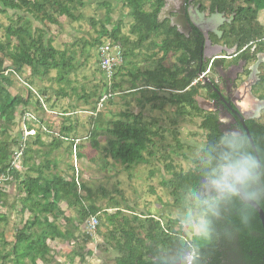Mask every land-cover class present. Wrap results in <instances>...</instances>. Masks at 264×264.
<instances>
[{"label": "trees", "instance_id": "1", "mask_svg": "<svg viewBox=\"0 0 264 264\" xmlns=\"http://www.w3.org/2000/svg\"><path fill=\"white\" fill-rule=\"evenodd\" d=\"M163 1L122 0L123 7L129 10L132 22L126 36L121 34L119 25L113 26L110 31L100 25L98 37L91 46L99 48L100 40L105 38L104 40L110 42L111 46L121 51L122 63L114 70L110 88L104 84V91L96 97L89 118L91 128L88 139L91 148L96 150L97 139L103 133L99 128L101 116L99 112L96 113L97 103L104 94L120 93L121 86L116 84L115 80L122 77L123 70H126L131 78L130 91L139 92L146 104L160 103L158 106L152 105V110L161 111L166 103L175 109L174 113L177 116H189L185 115L186 109L195 112V116L200 118L199 129L205 133V143L198 151L199 156L192 159L194 164L192 171L184 173L181 170H175L172 163L168 162L170 158L163 150L165 138L157 127L158 123L144 121L140 114L136 116L130 113L118 114L112 128L105 131L107 139L104 152L126 171L147 164L159 154V159L165 164V171L171 174L170 179L161 182V186L173 198L175 208L179 204L186 203V207L198 213L202 218V223L198 224L200 233L195 235L190 228V236H184L181 228L175 229V225L181 223L179 219L168 220L165 225H162L160 220L150 215L132 214L130 219L124 218L121 216L122 211L115 204L112 208L115 213L105 214L106 225L112 227L111 230L106 229L103 234L106 243L96 247L106 251L105 245L111 246L116 254L113 264H185L187 257H190V264H264V236L256 213L249 206L244 205L234 191L226 189L225 197L221 200H215V198L211 200L204 188L206 182L214 183L217 180L225 165L242 157H250L254 161L251 174L255 172L256 162L250 145L245 135L241 138L225 136L218 129L219 123L216 117L202 114L196 107L194 98L198 94L200 84L197 83L194 86L192 84L206 69L204 65H201L202 41L199 38L197 40L183 38L174 28L163 25L157 20ZM245 3L249 4L248 7L239 9L236 14L237 24L233 44L238 49H242L246 45L262 40L257 47L260 51H264V38L257 23L258 15L264 11V0H245ZM77 6L83 8L82 3H77L76 0H0V15L11 11L16 16L14 23L5 30L6 42H0V178L2 176L8 178L7 182L0 181V184L2 183L0 202L4 200V189L12 179L17 184L19 196H22L21 204L30 203L28 212L32 217L30 225L15 231L14 242L9 251L0 256L1 264H51V261L53 262L50 258L49 244L54 241L67 242L73 234V231L61 232L55 224L57 217L63 218L58 208L59 204L65 203L74 209L77 227L72 230L75 231L80 226H85L91 217L96 218L100 214V209L94 204L84 206V198L79 194L78 184L70 177L69 180H64L56 173V165L53 164L55 162L50 160L51 153L63 143L70 141L71 146L73 145L75 138L69 139V136L75 132V124L66 123L65 118L58 131L51 133L52 136L44 123L38 120L34 112L29 109L32 104L36 107V111L46 112L42 101L46 92L39 91L41 96H38L27 87V96L22 97L11 96L6 90L13 84L11 78L19 80L22 73L26 71L29 72V76L39 75L40 78L47 77L50 72H56L53 81L59 89L55 96L67 97L61 87L71 86L69 76L75 71L73 54L69 56L66 50L62 52L55 50L52 46L53 41L45 40L42 30L32 29V21L42 25L46 23L58 25L55 20L57 16L76 22L79 19L73 16L72 11ZM109 21L108 15L105 24ZM92 24H94L93 21ZM139 52L144 53V62L153 61L157 54L161 55L156 60L155 69L144 72L136 69L134 60ZM170 55L174 58V63L166 66L164 62ZM250 59L252 60L251 56L249 61ZM98 61L97 52V66ZM6 62L9 63L8 67H4ZM98 72L103 76L99 68ZM260 79L259 87L264 83V67ZM136 83H139L138 87ZM259 90L260 88H257L256 91ZM71 91L74 94L76 92L74 88H71ZM159 93H166V97L157 96ZM94 95L95 93L90 96L82 95L77 99L87 103ZM45 99L48 102V98ZM260 99L264 100V96ZM17 115L20 122L24 123L25 131H34V135L24 137L22 128L17 140L8 141V130ZM173 124L176 125L177 122ZM35 125L38 127L35 128ZM245 126L260 161V170L257 175L242 184L246 195L254 200L247 185L252 181L254 184L259 183L261 176L264 178V124L255 121L246 122ZM154 128H156L155 131H153ZM42 133L49 134L53 138L51 143L45 145L41 141ZM172 139L175 145L170 150L181 152L183 145L176 132L172 135ZM46 146L48 150L41 153V165L34 166L33 158ZM160 151L164 153H159ZM16 155L20 156L16 160V165L12 167L11 163ZM178 156L185 158L180 154ZM28 161H31L30 168L33 174H22L15 169L18 164L25 166ZM51 170L54 173L46 174ZM255 202L264 212V202ZM103 212L105 213V210ZM118 217L123 219L121 224L115 223ZM5 218L0 215V223L4 222ZM96 230L95 232L99 235L98 225ZM74 239L76 244L79 240L82 241L80 244L82 246L75 245L70 256L77 258L82 264L85 261V254L90 253L84 252L85 246L92 242V238L88 233L82 232Z\"/></svg>", "mask_w": 264, "mask_h": 264}, {"label": "rangeland", "instance_id": "2", "mask_svg": "<svg viewBox=\"0 0 264 264\" xmlns=\"http://www.w3.org/2000/svg\"><path fill=\"white\" fill-rule=\"evenodd\" d=\"M76 1L77 3L81 2L83 5V8L77 6L72 11L73 16L79 19L76 22H71L64 17L57 16L55 20L58 25L47 23L42 25L32 21V29L37 28L38 30H42L45 40L51 39L53 41L52 46L55 50L61 52L66 50V54L69 56L73 54L75 71L69 76L71 86L69 88L66 86L61 87L67 94V97L57 98L55 96V93L59 89V86L53 81L56 72H50L47 77L40 78L39 75L31 77L29 76V72L26 71L22 73L19 80L11 78L13 84L6 88V90L11 96L22 97L27 96V87L33 92H36L38 96H41L39 91L46 92L45 98H48V102L45 98H42L46 112L36 111V107L32 104L29 106V109L34 112L38 120L44 123V126L48 128L47 131L49 134L58 131L65 118L66 123L75 124V132L69 136V139L75 138L73 144L74 149L71 150L72 146L70 141L65 142L61 147L51 153L50 160L55 162L53 164L56 165V173L64 178L72 170V178L78 184V191L80 196L84 198L83 204L85 207L89 204H94L100 209V214L96 217L100 234L96 235V232L93 235L89 234L92 242L86 244L84 252L87 253L89 250L90 253L89 255L85 254V261L82 264H113V259L116 254L112 251L111 246L106 244V251L96 246H103L106 243V240L102 236L106 229L111 230L112 227L106 225L105 214H114L115 210L112 208L115 204L122 211L121 216L124 218L130 219L132 214L150 215L160 220L162 225H165L168 220L175 221L179 219L181 223L175 225V229L181 228L182 233L186 237L190 236V228L193 234L198 235L200 233L198 224L202 223V218L195 210L186 207V203L177 206L182 214L175 208L173 198L161 186V182L170 179L171 174L165 171V164L159 159V154L147 164L139 165L126 171L120 164L113 162L104 152L107 139L105 131L112 128L113 122L117 120L118 114L120 113H130L133 116L140 114L144 121L157 122V127L160 128L165 138L163 150L170 158L168 162L172 163L176 171L181 170L184 173L194 169L192 159L199 156L198 151L203 148L205 143V133L199 129L200 118L196 117L188 109L185 110V115L189 116H177L174 113L175 109L166 103L162 106L161 111L152 110V105L158 106L160 103L154 102L146 104L139 92L135 91L134 93L130 91L131 78L127 75V71L123 70L121 71L122 77H118L115 80V83L121 86L120 93L117 92L116 96L108 101L99 112L101 116L99 128L103 133L97 139L98 148L96 150L91 148L88 139L91 128L89 120L90 114L96 97L104 91V84L107 86L105 77L98 72L97 52L99 48L92 47L91 44L98 37V32L101 30L100 25H103L107 31H110L113 26L119 25L121 34L126 36L128 35V30L132 22L129 17V10L123 7L122 0ZM108 15L110 21L108 24H105V19ZM257 19L259 22L264 23V11L258 15ZM15 20L16 16L14 12L9 11L5 15H0V42H6L7 36L5 30ZM92 21L94 24H92ZM104 39L102 38L100 40L101 45L105 43L106 40ZM143 57L144 53L139 52L137 53L136 60H134V65L140 72L152 70L155 65L154 63L161 55L157 54L153 61L145 62L143 61ZM173 63L174 58L171 55L164 62L166 66H171ZM8 66L9 63L6 62L4 67ZM136 85L138 87L139 83H136ZM71 88L76 90L75 94L71 91ZM94 93L95 95L91 96L87 103L84 100L77 99V97L82 95L90 96ZM157 96L166 97V93H159ZM31 102L34 103L33 100ZM65 114L67 116H63ZM20 121L19 115H17L13 125L8 130V141L12 139L17 140L22 128L24 136L26 135L23 127L24 123ZM24 122L27 123V121ZM174 122H177V124L174 125ZM260 122L264 124V116ZM37 127L35 125V128ZM155 130L156 128L153 129V131ZM175 132L183 145L181 152H172L170 150L175 145L172 139V135ZM49 134L42 133L41 135V141L45 145L51 143L53 139ZM51 135L53 136V134ZM47 150L48 147L46 146L39 150V155H36L34 158L32 157L34 166L41 165V153ZM164 151H160L159 153H164ZM177 154L183 155L185 158ZM18 165L15 169L19 173L33 174L30 168L31 161L26 162L25 166L22 164ZM11 166L14 167L15 164L12 165L11 163ZM52 173H54L53 170L46 174ZM12 183L14 185L16 184L11 179V183L5 188L9 187L4 189V192H9L7 196L15 195L16 197H20L16 187L11 185ZM21 199L22 197L15 201L14 206L20 207ZM11 205V198H4L0 203V215L6 217L5 221L0 223V256H3L4 253L9 251L14 242L15 230H20V227H24V225L20 227L14 226L12 214H10L9 209ZM104 210L105 213L103 212ZM69 213L71 216H75L74 211L71 210ZM179 215H181L180 218ZM121 218L118 217L115 223L121 224L123 220ZM18 219L21 220V217H18ZM78 231V234L83 231L86 232L85 228ZM81 242L79 240L78 244L74 243L72 246H79ZM71 257L68 258L70 259ZM64 264H69L68 259L64 261ZM71 264L80 263L74 260Z\"/></svg>", "mask_w": 264, "mask_h": 264}, {"label": "flooded vegetation", "instance_id": "3", "mask_svg": "<svg viewBox=\"0 0 264 264\" xmlns=\"http://www.w3.org/2000/svg\"><path fill=\"white\" fill-rule=\"evenodd\" d=\"M248 5L245 0H164L157 16L161 24L174 28L181 37L188 40L199 38L202 41L201 65L206 69L192 84V86L200 84L194 102L202 114L216 117L219 123L218 129L225 136L234 138L245 135L238 117L245 115L246 120L243 122L245 125L246 122L261 121L264 116V100L260 99L264 96V83L258 86L264 67V51H260L257 45L262 40L246 45L242 49H238L233 44L237 24L236 14L239 9ZM201 22H207V36L195 26ZM206 38L212 47L220 46L226 48L228 52L233 51V54L228 56L222 52L219 57L204 61L203 50ZM214 50L207 47L204 53L210 55ZM250 56L252 60L249 61ZM154 64L153 69L157 66L156 62ZM255 64H257L258 81L249 91L246 81L250 68ZM257 88L260 90L256 91ZM255 109H259L258 114H255ZM263 180L261 176L259 183L254 184L252 181L247 185L248 191L254 196L253 199L259 203L264 202ZM204 188L211 200L214 198L221 200L225 197L227 189L211 182H206Z\"/></svg>", "mask_w": 264, "mask_h": 264}, {"label": "crops", "instance_id": "4", "mask_svg": "<svg viewBox=\"0 0 264 264\" xmlns=\"http://www.w3.org/2000/svg\"><path fill=\"white\" fill-rule=\"evenodd\" d=\"M257 23H258V25L261 28V33L263 34V38H264V23L263 22H259L258 19H257ZM229 52L232 53L233 51H229ZM23 85L26 86L25 84H23ZM63 116H67V115H63ZM73 149H74V145H72L71 150H73ZM72 175H73L72 174V170H70V172L67 174L68 178L67 177H65V178L62 177V178L64 180H69V177L72 178ZM11 185L13 187H16V189H18L16 184L14 185V183H12ZM7 188H5V189H7ZM3 193L5 194V198L6 199L7 198H11L12 205L9 207V209H10V214H12V220L14 221L13 222L14 226L20 227L22 225H24V226L28 225V224L30 225L32 223L31 214L28 212V209L30 208V203L29 204H25L26 205L25 206V205H22L21 202H20V204H21L20 207L14 206V202L17 201L18 199H20V197H22V196H20V197H16L15 195L7 196L9 194V192H7V191H5ZM58 208H59V210H61V212L63 214V218L65 220H63V218H61V216H59V217L56 218L55 224L58 226V228H59V230L61 232L73 231V234L70 235L71 238L67 242H65V241L64 242L63 241H54V242L50 243V245H49L50 258L53 259V262L51 261V264H64V261H66L67 259H68L69 264H71L74 260L78 261V259L77 258L74 259L73 256L70 259L68 257H70V253L73 250V246L72 245L75 242L74 238H76L78 236V232H79L78 230L81 231L84 228V226L83 225L80 226L77 231L72 230L75 227H77L76 226V224H77L76 215L75 216L74 215L71 216L69 211H71V210L74 211V209L70 208V206H67L65 203L59 204ZM18 217H21V220H19ZM22 220H23V222H22ZM50 221H51V219H50ZM20 228H23V227H20ZM16 230H19V229H16ZM80 233H82V232H80ZM56 262H58V263H56Z\"/></svg>", "mask_w": 264, "mask_h": 264}, {"label": "water", "instance_id": "5", "mask_svg": "<svg viewBox=\"0 0 264 264\" xmlns=\"http://www.w3.org/2000/svg\"><path fill=\"white\" fill-rule=\"evenodd\" d=\"M195 26L199 29V31L203 35L207 36V32H206L207 22H201V23L195 24ZM207 47H211V48L215 49L214 52L212 54H210V55L205 54L204 51H205V48H207ZM226 50H227L226 48H222L220 46L212 47L210 42H209V40H208V38H206V42H205L204 50H203V60L204 61H207V60L211 61L212 59L219 57L222 54V52L226 53L228 56L233 54V53L228 52ZM257 81H258L257 64H255L254 66H252L250 68V74H249L248 80L246 81L247 82V84H246L247 90L250 91L251 86H253ZM258 113H259V109H255V114H258ZM238 118H239V121H240V124H241V128H242V130L245 133V137H246V139H247V141H248V143L250 145V149H251V151L253 153V156H254V159H255V162H256V170L249 177L245 178V180L242 183H239V184L235 185V191H236L237 196L239 197L240 201L244 205L249 206L256 213V215L258 217V220L260 222V226H261V229H262V232H263V236H264V212L259 207V205H257V203L255 201H253L251 198H249L246 195V193L242 189V184L244 182H246L247 180L253 178L259 172V170H260V161H259V157L257 155L256 149H255V147L253 145L252 139H251V137L249 135V132L246 129L244 123H243L244 120H246L245 115L243 114L242 116H240ZM190 261H191L190 258L187 257L186 260H185V264H190Z\"/></svg>", "mask_w": 264, "mask_h": 264}, {"label": "built area", "instance_id": "6", "mask_svg": "<svg viewBox=\"0 0 264 264\" xmlns=\"http://www.w3.org/2000/svg\"><path fill=\"white\" fill-rule=\"evenodd\" d=\"M108 42V41H107ZM105 41V43H103L99 49H98V68L101 71V73L103 74V76L105 77V80L107 82V87L110 88L111 86V78L112 75L114 73L115 68L120 65L122 63V54L121 51L117 48V47H113L111 46L110 42L107 43ZM116 94H111V93H107L101 96L100 100L97 103V109H96V113L100 112V110L102 109V107L108 102V100H110L111 98L115 97ZM29 119V117H27ZM25 136L23 134L24 137H28L32 134H34L33 131L30 132H26L25 131ZM20 155H16L12 165H16V160L18 159ZM0 181L2 183L7 182L8 178L6 176H2L0 178ZM1 183V184H2ZM0 184V186H1ZM98 225L97 219L95 217H91V219L86 222L84 228L85 231L88 234H94L96 231V227Z\"/></svg>", "mask_w": 264, "mask_h": 264}, {"label": "clouds", "instance_id": "7", "mask_svg": "<svg viewBox=\"0 0 264 264\" xmlns=\"http://www.w3.org/2000/svg\"><path fill=\"white\" fill-rule=\"evenodd\" d=\"M253 167L254 161L250 157H242L239 160L232 161L221 169L214 183L230 191H235V185L242 183L245 178L249 177Z\"/></svg>", "mask_w": 264, "mask_h": 264}]
</instances>
